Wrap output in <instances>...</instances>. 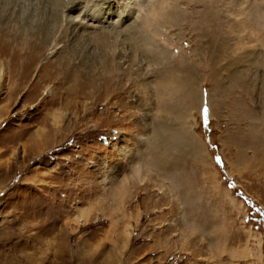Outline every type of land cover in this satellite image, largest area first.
<instances>
[{
	"label": "rangeland",
	"instance_id": "rangeland-1",
	"mask_svg": "<svg viewBox=\"0 0 264 264\" xmlns=\"http://www.w3.org/2000/svg\"><path fill=\"white\" fill-rule=\"evenodd\" d=\"M1 1L0 264H264L261 1Z\"/></svg>",
	"mask_w": 264,
	"mask_h": 264
},
{
	"label": "bare ground",
	"instance_id": "bare-ground-1",
	"mask_svg": "<svg viewBox=\"0 0 264 264\" xmlns=\"http://www.w3.org/2000/svg\"><path fill=\"white\" fill-rule=\"evenodd\" d=\"M60 1V0H59ZM154 1V0H153ZM156 1V0H155ZM164 0H162V2H163ZM241 1H250V0H241ZM253 1V0H252ZM254 1H256V3L257 2H259V1H261L260 3H261V5H259V6H262V7H264V0H254ZM0 2H3V1H1L0 0ZM74 2H76V3H74ZM123 2H125V3H122V2H119V1H117L116 2V4H117V7H118V13L117 12H114V11H111V8L109 7V8H105L104 10L102 9L101 10V8H91V7H88V5H82V4H78V2L77 1H71V3L70 2H67V3H64V7L66 8V11L68 10L69 12H71V11H73V10H78L79 11V13L77 14V16H79L80 17V20L76 17H72V15L70 16V14H69V16H70V21L68 22L70 25H71V29H72V32H74L73 34H74V37H76L77 38V32H80L79 30H82V29H85V30H87V29H89V28H93V26H94V28H95V26L97 25H107V23L109 24V26L111 25H114V24H116V23H118L119 24V22H122V21H124V18L125 17H127L128 15H130V14H126V16H124V13L126 12V11H128V10H126V8L127 7H129V6H127V5H129L130 3H140L139 5H142V0H123ZM166 2V1H165ZM164 2V3H165ZM120 3H122L123 4V6L121 7V5H120ZM237 3H238V5L240 6V0H237ZM254 4V6H256V8H257V4ZM6 4V3H5ZM134 4V5H135ZM166 5V4H165ZM237 5V6H238ZM161 6H163V5H160V7ZM140 7V6H139ZM138 7V8H139ZM156 8V7H155ZM154 8V9H155ZM212 8V7H211ZM237 8H239V7H237ZM107 9H109L108 11H107ZM130 11H132L131 10V7L130 8H128ZM132 9H134L133 7H132ZM158 9V8H157ZM214 10H217V9H215V8H213ZM236 9V8H235ZM152 10H153V8H152ZM210 10V9H209ZM237 10V9H236ZM262 10H264L263 8H262ZM261 10V11H262ZM137 11V10H136ZM146 11V10H145ZM212 11V10H211ZM219 11V10H218ZM69 12H67V13H69ZM114 12V13H113ZM151 12V11H150ZM209 12V11H208ZM214 12V11H213ZM217 12V11H216ZM232 12V11H231ZM113 13V14H112ZM145 13V12H144ZM152 13V12H151ZM218 13V12H217ZM235 14H236V12H235ZM213 15H215V12H214V14ZM218 14H216L215 16H217ZM261 15H264V12L262 13L261 12ZM66 16V15H65ZM114 16H116V18L117 19H113L114 18ZM209 16V15H208ZM207 16V17H208ZM2 17V16H1ZM149 18V17H148ZM217 18V17H216ZM69 19V18H68ZM0 20H1V18H0ZM65 20V19H64ZM66 21H68V20H66ZM146 22H147V20H146ZM5 23V22H4ZM96 26V27H97ZM108 26V27H109ZM105 26H103L102 28H104ZM101 28V27H100ZM112 28H113V26H112ZM115 29V28H114ZM95 30V29H94ZM85 32V31H84ZM87 32V31H86ZM36 33V32H35ZM31 35V34H30ZM83 35V34H82ZM153 35H154V37H155V35H158V34H156V33H153ZM159 36V35H158ZM157 37V36H156ZM160 37V36H159ZM152 39V38H151ZM99 41V40H98ZM107 41V40H106ZM103 42V41H102ZM145 42V41H144ZM149 42L150 43H153L152 41H150L149 40ZM104 43H105V41H104ZM150 43H148V39H147V44H148V48H150ZM154 44V43H153ZM54 45V44H53ZM52 45V46H53ZM105 46V45H104ZM158 47V46H157ZM156 47V48H157ZM155 48V49H156ZM158 49V48H157ZM51 50V49H50ZM146 50H148V49H146ZM152 50H154V49H152V47H151V51ZM149 51H150V49H149ZM113 53V52H112ZM161 53H162V51H160V48H159V55H161ZM156 54V53H155ZM164 54V53H163ZM149 55H150V53H149ZM107 63V62H106ZM110 63V66L112 65V62L110 61V62H108V64ZM235 68V67H234ZM189 76V75H188ZM170 79V78H169ZM168 79V81H167V83H166V85H165V89H170V90H172L173 91V87H175L176 86V83L178 82L177 80H173V79H171V80H169ZM166 82V81H165ZM192 82V78L191 77H187V79H185V82L184 83H191ZM164 85V84H163ZM162 85V86H163ZM181 85V84H180ZM179 85V86H180ZM178 86V85H177ZM55 116V115H54ZM59 117V116H58ZM58 121V120H57ZM162 129V128H161ZM159 133H160V130L156 133V134H158V138H161V139H164V136L162 135V134H160L159 135ZM172 137L174 138V136L172 135Z\"/></svg>",
	"mask_w": 264,
	"mask_h": 264
},
{
	"label": "snow or ice",
	"instance_id": "snow-or-ice-1",
	"mask_svg": "<svg viewBox=\"0 0 264 264\" xmlns=\"http://www.w3.org/2000/svg\"><path fill=\"white\" fill-rule=\"evenodd\" d=\"M204 113H205V116H206L207 115V109L206 108L204 109Z\"/></svg>",
	"mask_w": 264,
	"mask_h": 264
}]
</instances>
